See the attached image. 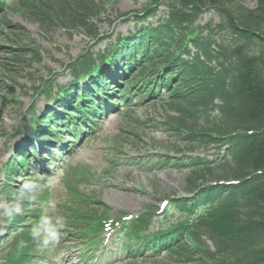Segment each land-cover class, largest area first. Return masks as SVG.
<instances>
[{"label": "trees", "instance_id": "trees-1", "mask_svg": "<svg viewBox=\"0 0 264 264\" xmlns=\"http://www.w3.org/2000/svg\"><path fill=\"white\" fill-rule=\"evenodd\" d=\"M0 2V26L9 28L7 3L16 0ZM17 3L29 8L41 26L81 33L99 47L65 65L64 74L72 82L88 77L89 89L102 93L121 82L127 87L125 93L138 101L166 100L175 115L168 118V131L179 142L190 150L213 148L216 155L222 153L213 160L176 155L159 160L165 166L189 170L184 189L189 197L169 199L162 218L172 209L191 214L201 204L208 211L192 222L169 220L165 231L145 238L141 233L148 230L156 213L146 208L126 228L134 244L156 246L158 254L163 251L184 264H264V0H255L254 9L234 0H150L139 13L118 16L132 15L134 25L126 35L114 38L100 35L95 23L107 11L104 0ZM160 8L165 12L161 14ZM210 13L217 20L201 24L202 16ZM157 15L155 22L150 21ZM18 52L16 63L21 57L27 63L34 50ZM38 56L32 55L31 62ZM55 86L51 80L43 81L42 93L51 97ZM84 94L91 99L90 91ZM60 95L58 102L69 99L63 91ZM15 157L22 158L21 154ZM8 166L7 175L14 179L18 166L14 162ZM12 189L6 185L3 192L9 195ZM39 211L29 216L31 224L16 219L23 228L12 246L20 257L5 264L28 262L26 257L34 253L30 229ZM100 213L84 225L76 223V215L81 219L78 214L66 219L75 223H69L70 227L94 233L109 218L105 209Z\"/></svg>", "mask_w": 264, "mask_h": 264}, {"label": "rangeland", "instance_id": "rangeland-1", "mask_svg": "<svg viewBox=\"0 0 264 264\" xmlns=\"http://www.w3.org/2000/svg\"><path fill=\"white\" fill-rule=\"evenodd\" d=\"M149 1L104 0L107 11L95 22L99 34H111L112 38L117 34L125 35L133 29L132 16H118L139 13ZM234 1H240L246 9L255 7V0ZM7 5L10 8L7 17L11 26H0V185L4 182L3 167L12 155V148L30 136V114L26 110L34 101L37 113L45 106V98L38 100V89L35 91L41 80L51 79L59 86L65 84L69 81L63 72L65 65L93 46L81 33L67 34L60 28L51 30L46 27L47 24L41 26L28 13L29 8L22 7L17 0ZM163 9L160 11L163 12ZM157 17L150 20L155 22ZM128 18L131 19L130 23H124ZM210 19L217 20L213 13L205 14L201 24ZM20 48L34 50L26 57L27 63H24L22 57V61L16 63ZM35 52L39 56L31 62ZM165 101H142L137 105L131 100L127 107H120L117 113L97 120L94 133L76 144L72 156L56 163L50 172H46L42 165L43 171L38 174L31 166L30 170L35 173L31 177H35L32 180L38 183L39 190L38 199L27 209H43L42 215L45 212L49 215H62L59 212L71 213L73 207L77 214H83L85 221H88L89 218H97L103 207L111 218L118 214L134 217L146 208H160L167 199L187 197L184 189L189 171L165 166L159 161L160 158L176 155L177 158L196 156L213 160L222 153L216 155L212 148L190 150L187 145L179 142L168 131V118L175 115ZM17 132H23V135L19 136ZM8 135L14 137L8 140ZM177 149L180 152L176 153ZM46 192L48 195L45 201L43 198ZM85 202L88 205H83ZM62 206L65 210L61 209ZM172 219H178L172 212L162 220L155 216L150 230H164L167 222ZM10 223L0 219V240L9 236L7 228ZM67 231L71 232L72 229L65 228L61 244L56 250L39 249L37 260L49 264H88L89 261H85L86 258L82 256L95 255V258H99L101 252L98 251L106 248L108 254L104 255L101 264H184L167 254L153 257L152 252L141 259H127L126 255L118 251L114 235H101L104 241L93 252L85 247L82 239L67 236ZM9 244V241L0 243V257Z\"/></svg>", "mask_w": 264, "mask_h": 264}, {"label": "clouds", "instance_id": "clouds-1", "mask_svg": "<svg viewBox=\"0 0 264 264\" xmlns=\"http://www.w3.org/2000/svg\"><path fill=\"white\" fill-rule=\"evenodd\" d=\"M39 185L36 181L25 180L19 188L7 196H0V219L12 222L22 215L26 204H31L38 199ZM208 206L201 204L191 214L178 212L172 209L173 215L178 219L195 221L206 215ZM67 227L66 217L63 215H41L30 229V238L43 250L54 251L61 244L62 233ZM15 235V234H14ZM21 243H23L21 241Z\"/></svg>", "mask_w": 264, "mask_h": 264}]
</instances>
